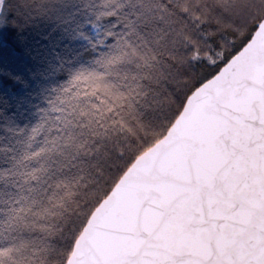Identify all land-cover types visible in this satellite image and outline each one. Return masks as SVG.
I'll return each mask as SVG.
<instances>
[{
	"label": "snow or ice",
	"instance_id": "obj_1",
	"mask_svg": "<svg viewBox=\"0 0 264 264\" xmlns=\"http://www.w3.org/2000/svg\"><path fill=\"white\" fill-rule=\"evenodd\" d=\"M58 2L17 0L15 22L50 17ZM80 2L93 23L111 22L95 45L106 50L96 69L77 72L58 91L23 139L22 129L0 136V235L19 241L0 249V264H264V89L257 79L264 0ZM158 33L174 37L167 90L144 82ZM241 79L250 83L238 129L218 138L211 186L228 228L225 246L201 238L217 221L192 189L206 110ZM160 186L180 195L156 209L147 235L125 209L143 189ZM114 224L146 242H102Z\"/></svg>",
	"mask_w": 264,
	"mask_h": 264
},
{
	"label": "trees",
	"instance_id": "obj_2",
	"mask_svg": "<svg viewBox=\"0 0 264 264\" xmlns=\"http://www.w3.org/2000/svg\"><path fill=\"white\" fill-rule=\"evenodd\" d=\"M19 15L17 0H7L0 13V136L22 129L18 138L23 139L41 122L50 102L73 75L97 68L95 60L106 45H95L106 39L111 22L93 23L80 0H59L55 14L28 24H17ZM158 35L163 38L151 42L155 59L145 69L148 76L144 82L150 88L167 90L173 88L168 52L173 49L174 37ZM179 39L175 37L177 42ZM14 243L19 241L0 235V249Z\"/></svg>",
	"mask_w": 264,
	"mask_h": 264
},
{
	"label": "water",
	"instance_id": "obj_3",
	"mask_svg": "<svg viewBox=\"0 0 264 264\" xmlns=\"http://www.w3.org/2000/svg\"><path fill=\"white\" fill-rule=\"evenodd\" d=\"M259 87L264 89V71L258 73ZM250 81L238 80L229 92L217 100L214 106H209L200 132V146L198 153L197 175L198 184L192 189L194 201L202 207L203 212L216 218V226L203 233L202 239H209L221 245H228V228L223 218L222 208L211 186L216 182L214 166L221 159L218 138L231 132L236 134L237 118L245 104V89ZM180 193L169 186L145 188L138 197L125 209V217L136 221L140 231L150 235L157 223V208L178 199ZM102 242H112L128 247H135L146 242L137 231L129 230L122 224L112 225Z\"/></svg>",
	"mask_w": 264,
	"mask_h": 264
},
{
	"label": "rangeland",
	"instance_id": "obj_4",
	"mask_svg": "<svg viewBox=\"0 0 264 264\" xmlns=\"http://www.w3.org/2000/svg\"><path fill=\"white\" fill-rule=\"evenodd\" d=\"M0 13H1V10H0Z\"/></svg>",
	"mask_w": 264,
	"mask_h": 264
}]
</instances>
